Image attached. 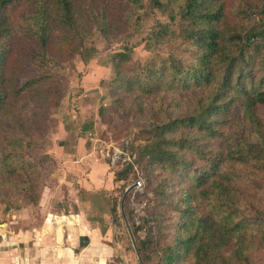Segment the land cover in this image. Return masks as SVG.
I'll return each instance as SVG.
<instances>
[{"label":"trees","instance_id":"obj_1","mask_svg":"<svg viewBox=\"0 0 264 264\" xmlns=\"http://www.w3.org/2000/svg\"><path fill=\"white\" fill-rule=\"evenodd\" d=\"M150 1L153 8L165 7ZM226 1L168 0L181 25L175 30L156 22L150 39L181 40L180 52L148 59L141 68L126 45L111 57L112 110L132 112L148 133L157 134L154 147L142 145L137 154L139 161L146 159L142 176L156 198L148 216L156 240L135 239L141 261L157 245L161 264H221V249L243 245L247 235L250 222L241 215L235 168H251L250 160L264 153V140L212 141L222 137L235 109L255 138L264 128V0ZM251 6L256 19L242 35V23L253 21ZM143 10L140 0H0V186L14 189L39 163L27 156L25 138L39 131L61 99L50 67L65 62L96 32L107 43L120 41ZM125 149L131 154L128 143ZM118 168L114 182L124 180L132 164ZM203 200L222 216L204 215ZM115 205L112 200L111 215ZM257 220L264 224V215ZM141 228L133 227L132 235Z\"/></svg>","mask_w":264,"mask_h":264},{"label":"rangeland","instance_id":"obj_2","mask_svg":"<svg viewBox=\"0 0 264 264\" xmlns=\"http://www.w3.org/2000/svg\"><path fill=\"white\" fill-rule=\"evenodd\" d=\"M140 1L143 4V13L130 23L126 35L120 41L107 43L96 32L90 40L76 47L65 62L50 67V71L58 76L61 99L49 110L39 131L25 138L26 154L39 162L37 167L32 172L24 174L22 178L24 180H20L14 189L0 186V220H5L6 214L28 206L27 211L21 212L23 218L19 221H23L25 227L33 225L38 228L42 216L47 213H40L37 195L47 186L49 193L45 198V204L47 205V199L50 198L49 208H46L50 210V214L77 213L76 207H80L86 219L95 220L96 224L100 223L101 229L108 228L110 243L114 244L116 250H123L125 257L127 256L126 264H161L163 261H160L157 245L148 250L149 257L143 261L140 260L135 246V239L143 240L148 236L153 241L156 240L153 223L148 218L156 198L151 190L146 189L145 177L142 176L141 170L146 159L139 161L137 154L142 145H148L152 149L157 134L154 131L148 133L147 124L133 116L132 112L125 116L124 108L112 110L114 92L110 89V81L114 74L111 57L126 45L130 49L133 63L141 68L148 59L159 61L172 53H179L181 40L160 44L151 41L150 33L156 32L151 31L156 22L169 24L175 30H178L181 22L176 6L168 0H161L165 3L161 10L153 8L150 0ZM226 2L230 4L231 0ZM255 10L254 6L247 9L253 21L248 24L243 22L245 30L240 34L246 33L255 22L256 18L253 15ZM231 22L234 23L235 19L232 18ZM85 80L87 85H84ZM227 119V124L222 129V137L212 143H223L235 136L256 143L264 140V128L255 138L254 134L249 132L247 123L236 113V109L229 113ZM121 141L128 143L134 160L127 177L120 182H114V175L118 173L119 168L115 165L107 166L98 150L104 143L118 145ZM82 155H87L81 162L83 166L87 163L95 166L94 174L87 176V179L91 177L98 179L94 182L99 185V190L94 189L93 193L83 191L77 182L78 177L84 175L85 169L81 172L74 161ZM250 163L249 169L244 165L235 168L240 176L236 184L237 189L244 200L240 203L241 215L250 222V225L245 228L247 235L243 245H231V250L221 249L223 256L221 264H264V224L257 220L264 215V153L251 159ZM63 171L72 178L68 180L74 184L70 192H67L69 186L65 183L61 182L58 185V175L62 176ZM94 175H99V178ZM17 178L18 176L14 180ZM138 178L143 180V193L136 201L132 199L130 186ZM112 200L116 201V205L115 214L111 215L108 209ZM200 208L204 215H210L216 220L222 216V213L217 212L213 202L208 204L203 200L200 202ZM126 213H130V216L128 217ZM175 218L173 215L171 223ZM104 221L107 224H104ZM232 221L235 220H231V223ZM137 226L142 227L141 230L132 235L133 227ZM228 226L231 227V224ZM238 231L242 232L243 229ZM165 244L166 240L159 242L160 247H164ZM114 260L119 262L118 256Z\"/></svg>","mask_w":264,"mask_h":264},{"label":"crops","instance_id":"obj_3","mask_svg":"<svg viewBox=\"0 0 264 264\" xmlns=\"http://www.w3.org/2000/svg\"><path fill=\"white\" fill-rule=\"evenodd\" d=\"M83 82L87 85V80ZM85 158L87 155H82L74 161L81 172L85 169L84 175L77 179L79 188L85 192L99 190V185L94 182L98 179H87L88 175L94 174L95 166L90 163L83 166L81 162ZM58 176V185L65 183L69 186L67 192H70L74 184L68 180L72 178L64 171ZM94 176L99 178V175ZM45 188L37 195L40 213H47L42 216L38 228L33 225L25 227L24 222L19 221L21 212L27 211L28 206L6 214L5 220H0V264H126L127 256L123 250H116L110 243L108 228L102 232L100 223L86 219L80 207H76L77 213L50 214V210H46L50 198L45 204L49 191L47 186ZM117 256L119 262L114 260Z\"/></svg>","mask_w":264,"mask_h":264},{"label":"built area","instance_id":"obj_4","mask_svg":"<svg viewBox=\"0 0 264 264\" xmlns=\"http://www.w3.org/2000/svg\"><path fill=\"white\" fill-rule=\"evenodd\" d=\"M127 145L126 141H122V145H113L111 143H104V146L100 148L99 154L103 159H108L109 162H105L107 166L121 167L122 164H132L134 156L129 154L125 149ZM117 167V168H118ZM132 195L135 193L141 195L143 193V180L141 178L136 179L130 186ZM39 239V238H38Z\"/></svg>","mask_w":264,"mask_h":264},{"label":"water","instance_id":"obj_5","mask_svg":"<svg viewBox=\"0 0 264 264\" xmlns=\"http://www.w3.org/2000/svg\"><path fill=\"white\" fill-rule=\"evenodd\" d=\"M133 247H134V245H133ZM135 251V250H134ZM136 253V252H135Z\"/></svg>","mask_w":264,"mask_h":264}]
</instances>
